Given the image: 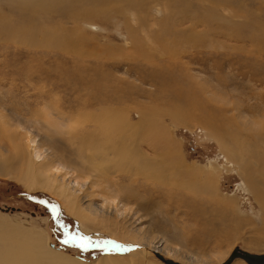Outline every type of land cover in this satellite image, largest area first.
I'll return each instance as SVG.
<instances>
[{
    "label": "rangeland",
    "instance_id": "rangeland-1",
    "mask_svg": "<svg viewBox=\"0 0 264 264\" xmlns=\"http://www.w3.org/2000/svg\"><path fill=\"white\" fill-rule=\"evenodd\" d=\"M67 1L77 2L51 0L55 10H66L57 15L52 8L31 11L0 0L2 18L30 12L40 27L60 36L88 38L84 52L71 54L49 50L43 37L45 45L38 48L0 37V114L28 122H42V115L57 120V111L85 118L90 114L86 100L100 96L130 114L153 106L166 115L180 96L189 102L186 124L169 116L155 120L173 132L188 164L208 173L217 168V196H173L149 180L145 189L152 196L141 193L139 205L130 204L137 215L127 212L116 224L95 222L86 210L84 220L78 219L67 199L29 192L17 180L0 177V216L39 228L53 251L87 264L109 255L132 258V264L142 259L165 264L156 252L180 264H223L237 248L264 255V44L258 30L252 38L245 36L251 23L242 15L245 10L239 16L218 0H92L97 15L75 22L66 15L78 12L66 7ZM239 1L247 11L262 12L259 1ZM103 52L111 57H101ZM213 114L218 133L225 135L220 140L200 124ZM79 227L100 236L86 237ZM232 264L248 263L236 259Z\"/></svg>",
    "mask_w": 264,
    "mask_h": 264
},
{
    "label": "bare ground",
    "instance_id": "bare-ground-1",
    "mask_svg": "<svg viewBox=\"0 0 264 264\" xmlns=\"http://www.w3.org/2000/svg\"><path fill=\"white\" fill-rule=\"evenodd\" d=\"M7 1L8 3L5 4L22 3L31 11H36L37 8L44 11L52 8L55 14L66 12L65 9L64 12L63 9L55 10L53 7L56 3H51V0ZM95 1L103 3L106 0ZM124 1L133 3L132 0ZM218 1L231 10L235 8L234 13L244 9L242 15L245 14L244 16L251 21L246 24L249 34L245 36L252 38L256 33L255 30H258L259 42L264 44V0H249L251 3L259 1L262 5L260 9L262 12L259 11L258 14L247 11L239 0V2ZM78 3L77 0L65 5L78 12L71 16L65 14L70 21L79 22L85 17L89 19L87 14L92 17L97 15L92 0H85L81 5H77ZM239 5L240 7H236ZM89 26L94 30L93 26L88 24ZM243 26L245 28V25ZM237 35L239 36V33ZM0 37L37 48L45 45L40 44L42 41L39 38L43 37L46 38L49 50L71 54L84 52L83 47L88 44L86 42L88 38L85 36H82V40H76L72 34L60 36L44 26L40 27L39 21L32 17L30 12L16 13L13 18L0 17ZM85 54L88 53L85 51ZM102 54L104 56L101 57L108 59L111 57L104 52ZM143 59L149 60L146 57ZM165 91L168 92V89ZM177 97L176 104L169 108L166 115L158 113L153 106L136 108L137 111L130 114V111L119 109L117 105L111 108L110 98L107 97L108 99L105 100L100 96L86 100L84 106L90 110V114L85 118L73 119L57 111V120L42 115L39 118V120L44 119L42 122H28L29 120L25 121L12 113L9 116L2 112L0 114V177L17 180L29 192L44 191L57 198L61 196L68 200L66 202L70 212L75 217L84 220L85 216L82 212L86 210L95 222L110 220L119 224V218L123 214L129 212L137 215L130 204L139 205L142 199L141 193H150L145 189V186H149V180L169 189L173 196L179 192L184 195L191 193L198 197L210 195L215 199L217 168L210 169L208 173L205 168L203 171L202 167L188 164L173 137V132L168 126L155 120L158 115L164 118L169 116L176 124H186L184 123L187 121L185 106L189 102L180 96ZM215 115H212V119H200V124L209 135H215L217 140L218 138L220 140L225 135L218 133V118ZM135 117L138 119L137 122ZM241 172L247 182L254 186L248 170L242 166ZM96 199L102 204L96 205ZM38 229L28 226V222L0 216V264H87L53 251L44 231ZM78 232L90 238L100 236L84 227H79ZM124 241L141 243V239ZM89 264H132V258L109 255ZM139 264L150 263L147 259H142Z\"/></svg>",
    "mask_w": 264,
    "mask_h": 264
},
{
    "label": "water",
    "instance_id": "water-1",
    "mask_svg": "<svg viewBox=\"0 0 264 264\" xmlns=\"http://www.w3.org/2000/svg\"><path fill=\"white\" fill-rule=\"evenodd\" d=\"M155 254L165 264H180L173 260L164 258L157 252ZM236 259H242L248 264H264V255H254L239 248L235 249L230 255V258L223 264H232Z\"/></svg>",
    "mask_w": 264,
    "mask_h": 264
}]
</instances>
